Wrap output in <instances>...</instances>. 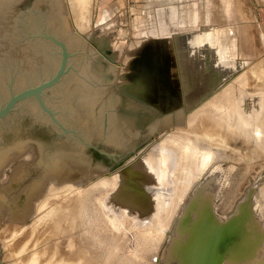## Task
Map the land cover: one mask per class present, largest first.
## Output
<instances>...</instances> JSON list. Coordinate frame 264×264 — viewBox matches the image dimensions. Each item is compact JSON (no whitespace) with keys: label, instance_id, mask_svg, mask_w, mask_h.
Instances as JSON below:
<instances>
[{"label":"water","instance_id":"95a60500","mask_svg":"<svg viewBox=\"0 0 264 264\" xmlns=\"http://www.w3.org/2000/svg\"><path fill=\"white\" fill-rule=\"evenodd\" d=\"M149 38L138 47L126 76L139 85V96L156 105L169 103L178 85L169 48L177 57L183 102L194 69L192 77L206 82L205 96L227 72L223 64H212L209 48L203 56L200 48L180 46L182 32L172 35L171 45L162 35ZM118 67L71 31L63 0H0V166L14 149L30 142L40 148V157L19 164L0 190L4 219L22 222L33 215L35 200L50 181L86 185L112 172L118 185L104 199L109 208L133 215L138 226L154 220L158 193L169 205L177 154L168 142L152 143L157 131L182 124V107L161 113L113 90ZM205 98L189 100V108ZM225 222L198 264L222 263L216 246L237 233Z\"/></svg>","mask_w":264,"mask_h":264},{"label":"rangeland","instance_id":"374dc122","mask_svg":"<svg viewBox=\"0 0 264 264\" xmlns=\"http://www.w3.org/2000/svg\"><path fill=\"white\" fill-rule=\"evenodd\" d=\"M231 1H233L234 3H237L238 11L242 13V15L237 14V16L232 15V16L227 17L225 13L228 7L225 5V0H63V3H64L66 14L70 22L71 31L77 32L78 34H80L92 46L94 44L91 42V40L93 39L94 35L98 37L99 36L108 37L109 43L111 42L109 49L117 48V45L119 43H122L124 45L123 54H120L118 57V53H117V56L114 57L115 59L113 58L114 61L108 60L106 56L104 55V53L100 50V48H98L96 45L93 46L106 60H108L110 63H115V64L117 63L116 65L119 66L115 80L112 84L113 90L119 92L122 95H126V97L127 96L133 97L135 100L141 98L144 100L146 104H148L149 106H151L154 110L158 112L164 113L172 109H176L179 107V105L181 106L182 104L181 107L183 109L185 108V110H186V106H188L187 109L189 110H186L188 112V113L186 112V114L188 115L190 111L193 110L194 108H197L200 103H197L196 106L189 108L190 101L186 100V102L185 101L183 102V98H182L183 92L179 85V83L181 84L182 77L180 74V70L177 67L178 66L176 62L177 57L173 51V48H169L170 57L173 58V61L175 62V64L173 63L174 66L170 68V72L171 74L176 73L175 76L172 74V77L174 79L173 83L176 81L175 84L177 85L178 83V85L175 89L171 90V92L169 93L173 96L172 100L167 104L163 102L168 106V109L164 108L163 103H160V104L158 103V105H156L150 102L152 101L151 99H147V98H144L138 95L137 85L135 83H132L127 78L126 75H128L129 72H131L132 70L130 68V62L137 55L138 52L136 51H138L139 48L135 49L134 54L130 53V51L126 49L137 47L138 45L136 43H138L139 40L141 41L142 39H144L143 33L145 32L150 33L149 34L150 36L152 33V30L155 32V33H152L153 35V34H157V32H159L160 29L166 28V26L173 25V24L180 25L181 24L180 18L184 16L185 13L188 12L186 11L187 7L190 8L193 5H195L196 12L197 11L199 12V13L197 12V15L199 18L198 20L202 21V23L201 21L200 22L198 21L196 29L199 30V29L204 28V31L207 32L205 30V28H207V29H211L210 33H213L212 28L219 29V30L221 28H226L227 33L230 35V37L227 38L226 40L228 42L227 48L221 45V47L224 49V50L222 49L224 53L221 56V58H219L220 59L219 65L223 64V67L225 68V70H227V72L219 76V78L222 80L220 79L217 80V86L213 88L212 91L209 92L210 94L207 93L208 95L205 96L206 92L203 91L199 94L197 93V95L193 97L192 99H196V98L203 99L205 97L207 98L210 97V95H212L215 90H217L218 88L221 89L222 86L226 85L227 83L232 82L231 81L232 79H234L239 74L241 75L246 70H247L246 72L248 74L250 73L249 75L252 76L250 77V79H248L249 81L247 80V83L245 84L244 88L246 89V94L249 95L248 93H250L249 96L253 97L254 95H259L261 92L264 93V81H263L264 80V73H263L264 72V0H231ZM78 7H81V9ZM183 8H185L186 10L184 11ZM209 9H210V13L212 12L210 14L211 19L207 21L205 18L206 21H204L203 17H205L206 15L205 13H207ZM171 10L174 12L175 16L169 15ZM78 15H81V16L78 17ZM242 25L243 27H245V25L248 26L249 31H250V39L248 36L243 37L245 34L242 29L243 27H241ZM198 30H193V29L192 30L190 29L180 30L179 29L180 32L183 31L182 33H185V34L194 33V32H197ZM240 30L242 31V33ZM180 32H175V34L180 33ZM172 35H174V33ZM172 35L165 36V41L169 45L172 44ZM153 38H156V36H154ZM147 39H150V38L147 37L146 40ZM231 40L233 42L229 44ZM247 47L251 48L254 52L246 53L244 51L245 49L243 48H247ZM227 50L229 51V53ZM202 52L204 56L205 55L204 50ZM179 66H181L182 68V64ZM259 68L261 69L260 73H258ZM189 70L190 71L193 70L192 67L191 69L189 68ZM194 70L191 76L189 77L191 83L193 82V80H195V82L191 84L192 86L190 87V89L196 86L194 85L195 83L198 84V80L196 79V77L195 78L192 77V76H195ZM258 75H260V77ZM219 85L220 86L222 85V86L220 87ZM201 87H203V90L206 89L205 84L202 85ZM187 90L188 88L186 89V91ZM176 98H178L177 99L178 102L176 101L177 103L173 102L174 100H176ZM179 98H181L182 100ZM207 98H205L203 101H205ZM206 109H210V108L206 107ZM207 116H208L207 117L208 119L211 118L209 117V115ZM263 116H264V110H263ZM261 117H262V114L254 122L249 124L251 131L257 127L256 124L261 125V127H264L263 126L264 123L261 124L262 123ZM185 118H186V115L183 116L182 123H184V120L186 121ZM218 126H220L221 128H225V130L227 129L230 132L231 136L228 137L227 142H225L226 140L222 138L220 139V141L218 140L217 142H215V145L220 146L219 148L221 150L219 151L221 155V160L216 159V161L222 163L224 167L223 170L221 168L223 175L225 174L227 170H229L231 165L233 169H231V172L229 173V181L228 183H226V184L232 185L231 187L232 191L228 193L229 195H226V197L224 193L220 195L224 197L225 201H223V197L222 199H220V196L217 197L215 211L218 213V216L220 217L221 222H225L230 218V216L232 215L234 216L235 211L237 210V207L239 206L241 201L248 199L253 209L257 207L256 208L257 210L255 209L256 216L259 217L260 220H264V216L262 215V213H260L262 212L260 211V207L264 206V204H262L264 201V195H263L264 194V149L259 148V146L257 145V139L255 137L254 139L251 136H250L251 138L247 137L245 141L243 139H238V140L234 139L232 136H239L238 134L240 133H233V132L231 133L228 127V124L223 119L219 121ZM167 129L168 128L162 129V131L164 130L163 132L165 133ZM253 133H254V130H253ZM187 135H191V134H187ZM259 136L262 137L264 136V134L261 133ZM231 140H236L237 142H239L237 143V146L240 145L241 148L236 146V151H229L231 150V148H233ZM171 141H177L176 147H174L173 142ZM171 141H163V142H168L171 145H173L176 151V154H177V162L170 171L174 179L173 191H175L177 182L181 183L183 179L186 177L187 173H189L190 171H192L193 175L198 174L202 170L204 165L206 163H209L212 156L210 155V152H207L204 150H198L195 147V145L191 142V140H189L188 138L185 139V142H180V139L175 136L173 137ZM209 144L212 145L210 141H209ZM14 150L11 151L12 153L10 152L11 154L9 153L11 155V158L5 159L6 161L5 160L3 161V163L6 162L4 164L5 166L2 163V166L0 169V180L2 179L1 180L2 182L0 181V190L11 180L16 170L15 167L13 169L11 166L17 165L16 163L18 162L19 159H21V156H25L29 152L34 153L31 160L28 159L27 162L25 163L34 162L40 157V148H39L38 143L36 142H30L25 147L21 148V150L20 149H17V150L14 149ZM240 151L243 154L248 152L249 156H247L246 159L244 160L238 159L235 153L237 152L239 153ZM231 152H232L231 157L230 156L223 157L224 154L227 153L229 155ZM245 162H249L250 164L249 163L246 164ZM248 164L249 166H247ZM9 166L11 168H9ZM2 176L3 178H5V180H3ZM6 176L10 178V179L8 178V181L6 179L7 178ZM105 176L107 175L103 173L100 176L93 179L92 181H90L89 183H93L94 181L95 182L99 181L100 177L103 178ZM215 178L216 177H214V179ZM220 182L223 183V180H222L221 175L219 174L218 178L214 180V182H213V179L210 181L209 190L210 191L212 190L211 192H214V194L216 195L220 194V190L217 189V185L220 184ZM106 185L107 186L103 184L102 180L98 182V187L95 188V190L91 193L92 194L90 197L91 202L89 203L90 210L93 211V214H94L95 212L98 211L99 207L101 206L102 209L113 211L112 212L114 214L113 218L117 219L120 222V224L114 225L115 220L111 218L112 216L111 217L102 216V219L99 217L92 216V219H93L92 222L94 223L96 229H99L105 224L108 235L118 239V242L121 244L120 249H119V255H120V258L123 259L122 264H158L159 262H160L159 264H164L165 258L167 257V254H168L167 246H169L167 242L168 235H166L165 230L170 226L171 228H173L172 226L175 221V217H177V215L179 214V208L177 209L176 213L172 217L170 224L166 226L165 229H161L160 227L154 226L155 224L159 223L158 217L154 218V220L151 222V223H154V225L147 224L146 226V224H142L138 226V223H137L136 225L132 227L133 220L126 219V221H121V218L117 215V210L109 208L104 199L105 195L117 185V180H114V183L111 182V187L109 186V184H106ZM108 188L109 190L105 194H102ZM190 190L187 192L188 194L185 197V199H189L187 197H189L188 195L191 193L193 189L191 191ZM50 192H51V189L49 188V183H48L46 191L43 193L41 197L48 195ZM96 196L98 197L97 202H95ZM157 197H158L157 211L159 210L161 213H163L166 210L165 208L166 206L163 203V193L162 192L158 193ZM170 201H172V197ZM254 203L257 205H255ZM71 205L72 203H70L69 206ZM219 207H222V209ZM0 212H1V209H0ZM29 217L30 216H28V218ZM88 217L90 216L87 215L86 217L88 220L87 226L89 228L90 227L89 224L91 220L89 221ZM225 217L227 218L225 219ZM28 218L24 219L23 221L28 220ZM10 222L11 223L14 222V223L11 224ZM16 223L15 221L4 219L2 216V213H0V228H1L0 229V264H23V261L25 260V258H27L26 257L27 252L29 251L32 252L34 249L35 251L39 249L41 250L45 248L46 246L51 251L53 250L55 243L56 245L60 244V247H63L60 250L62 252L59 251L57 254V257L60 258L61 255H66V251H67L68 244L70 241L67 240L68 238L65 237L64 235L54 233V229L52 228L51 221L47 223L39 221L37 222L36 227H34L32 230L31 228L30 230L28 229L30 227L28 223H31L29 221L24 223V225L27 226V228L25 229H23V226L20 227V225H17L18 227L17 228ZM121 225H124V226H121ZM85 226L83 227L79 226L77 232L73 235L76 238H81L79 236V232L82 233L85 230ZM147 227H153L154 231H156L155 233H158V230H160L161 232L165 234L164 235L165 238L159 236L158 234L157 235L148 234L149 230H147ZM3 229H6V231ZM146 230L148 231L147 234H146ZM25 231H27L28 234ZM139 231H143L144 233H140L138 235ZM30 232H31V235H30ZM22 234L23 236H21ZM26 235H28L27 238H26ZM9 236L13 238L12 240H15V241H12L13 244L11 243L10 245H8L9 241H7L10 239ZM90 237H92V235H90ZM64 238L67 240L66 242H64L65 241ZM19 241H20V244L17 245V242L19 243ZM154 241L156 242V244H159L157 248L155 247L156 249H153L152 246H147V243H152ZM109 242H110L109 239L106 238L105 241L103 242V246L101 247L102 248L101 250H103L104 248H108L110 246ZM62 243L65 244V246H63ZM210 244H212V242ZM16 246H17V249H15ZM23 247L25 248V250ZM28 248L30 249L28 250ZM129 254L133 255L136 259L131 260V258L127 256ZM154 256H157L158 258L157 261L153 260ZM228 256L227 258H225L222 264H236L234 260ZM228 259L231 261H228ZM98 260L99 258L91 257L89 259H86L85 261L86 263H90V264L92 263L98 264ZM170 261L172 262V264L177 263L176 258Z\"/></svg>","mask_w":264,"mask_h":264},{"label":"bare ground","instance_id":"6f19581e","mask_svg":"<svg viewBox=\"0 0 264 264\" xmlns=\"http://www.w3.org/2000/svg\"><path fill=\"white\" fill-rule=\"evenodd\" d=\"M75 4H76V2H75ZM82 5H84V4H82ZM225 5L228 7V9L226 10V13H225L227 15V17L232 16V15L237 16V14L242 15V13H240L238 11L237 3H234L231 0H225ZM236 7H237V9H236ZM76 8H75V10H76ZM78 8L81 9V7H78ZM183 10L185 11L186 9L183 8ZM169 11H170V9H169ZM186 11H188V12L185 13L184 16H182L180 18L181 25H183L184 28H186V29L196 30V28H197L196 25L198 24L199 18L197 15L198 11L196 12L195 5H193L190 8L187 7ZM203 11H204V9H203ZM170 13H172V14H170ZM170 13H169V15L175 16L174 12L172 10ZM211 13H210V9H209L207 11V13H205L206 15H205V17H203V20L204 21L210 20L211 19V15H210ZM79 16H81V15H78V17ZM205 18H206V20H205ZM201 23H202V21H201ZM210 23H208V24H210ZM166 27L167 28L160 29L159 32H157V34H153L152 36L153 37L154 36L159 37L161 35L162 36H170L173 33L175 34V32H180L179 30L170 31L169 26H166ZM241 27H243V25ZM177 28H179V27H177ZM212 29H213V33H210V29L205 28V30L207 32L204 31L200 35L199 34L182 35L184 37V41L180 44V46L187 45V46H189L188 48H197V46H199L201 52L203 50L206 51V48H209V51H210L209 56L212 58V64H215V66H218L220 64L219 58H221V56L224 53V51H222L223 48L221 47V45H223L225 48L228 47V42L226 40H227V38L230 37V35L227 33L226 28H221L220 30L215 29V28H212ZM242 29H243V32L245 34L243 37L248 36L250 39V31H249L248 26L245 25V27H243ZM241 33H242V31H241ZM149 37H151V36H149ZM146 38L142 39L141 41L143 42V40H146ZM92 40H91V42L93 44L97 45L98 48H100V50L104 53V55L106 56V58L108 60L114 61V59H115L114 57L117 56V53H118V57L120 54H123L124 45L122 43H119L117 45V48H115V49L110 48V53L107 54L106 49L109 48L110 43H111V42L109 43L108 37H105V36H99L98 37V36L94 35ZM232 42L233 41L231 40V42H229V44ZM114 45H115V43H114ZM244 45H246V44H244ZM252 45H253V43H252ZM243 49H245L244 51L246 53H251V52L253 53L254 52L251 48H248V47L243 48ZM134 52L135 51L130 52V53L134 54ZM228 53H229V51H228ZM113 64H115V63H113ZM260 70L261 69L259 68L258 73H260ZM246 71L244 73H242L241 75L240 74L237 75L234 79L231 80L232 82L227 83L224 86H222L223 85L222 84L221 89L218 88L217 90H215L213 92L212 95H210V97H208V98L206 97L207 99L205 101L201 102L197 108H194L193 110L190 109L191 111L188 115L186 114L187 111L185 110V108L184 109L182 108L183 116L186 115V118H185L186 121L184 120V123L177 125V126H174L172 128H168L165 131V133L163 132L164 130L163 131L162 130L157 131L158 137L154 139L155 141L152 143V145L158 146L160 142L171 141L173 139V137H175V136L180 139V142H185V139L188 138L189 140H191V142L195 145V147L198 150H204V151L210 152V155L212 156L209 163H206L204 165V167L202 168V170L198 174L193 175L192 171H190L189 173H187L186 177L183 179V181L181 183L177 182L176 189H175V191L172 192V195H171L172 201H170L169 205L167 207H165L166 208L165 212L161 213L159 210L156 211L155 218L158 217L159 223L155 224V225H154V223H151V222L147 223L149 225H154L156 227H160L161 229H165V227L170 224L172 217L174 216V214L176 213V211L180 207V205L183 206V209L179 212L177 217H175V221H174L173 226H172L173 228H171V226H170L165 230L166 235H168L167 242H168L169 246H167L168 247V254H167V257L165 258L164 264H172V262L170 260H173L174 258L177 259L176 264H198L200 256L205 253L208 245L211 243L210 242L211 239L214 237V235H216L218 233L219 227H221V219L218 216V213L215 211L216 199L218 196L222 195L223 193H224L225 197H226V195H229L228 193H230L232 191L231 185L229 186L228 184H226V182L225 183L220 182V184L217 185V189L220 190V194L216 195V194H214V192H211L212 190L211 191L209 190V188H210L209 184H210V181L212 179L214 182V180H216L218 178L219 174L222 177V170H223L222 166L223 165H222V163L216 161V159L221 160V155L219 156V153H217V150L218 151H221V150L219 148L220 146L215 145V142H217L218 140L220 141L221 138L226 140L225 142H227L228 137L231 135L227 129L225 130V128H221L220 126H218L219 121L221 119H223L228 124V127H229L231 133L232 132L233 133H240V134H238L239 136H232L234 139H236V140L243 139L245 141L247 137H249V138L252 137L253 139L255 137L257 139V145L259 146V148L264 149V136H262V137L259 136L261 133L264 134V127H261V125L256 124L257 127L253 129L254 133H253V130L251 131V129L249 127V124L254 122L259 116H261V114H262L263 118L261 117L262 123L261 122L260 123L261 124L264 123V116H263L264 93L261 92L259 95L253 94L254 95L253 97L249 96L250 93H248L249 95L246 94V89L244 88L245 84L247 83V80L250 79V77H252L249 75L250 73L248 74ZM256 72H257V70H256ZM258 76L260 77V75H258ZM220 80H222V79H220ZM263 81H262V83H263ZM193 82H195V80H193ZM219 82H221V81H219ZM205 83L206 82H205V80H203L202 77L200 79H198V84L195 83L194 85H196V86L192 87L191 89H190V87H191L190 86L188 88V90L186 91L185 100H191L193 97H195L197 95V93L199 94V93L205 91V90H203V87H201ZM136 85H137V92H138L140 87L138 84H136ZM245 94H246V96H245ZM124 96H126V95H124ZM127 97L138 102L139 104L149 106L141 98L135 100L133 97H130V96H127ZM171 100L172 99H170V101ZM253 101L255 102L256 107L252 106L255 110H252V112L250 114L249 109L251 108V104ZM261 104H262V106H261ZM181 106H182V104H181ZM149 107L151 108V106H149ZM179 107H180V105H179ZM206 107H209L211 110L206 109ZM172 110H174V109H172ZM187 110H189V109H187ZM244 110L248 111L247 114L244 112ZM256 111H258V112H256ZM161 113H163V112H161ZM207 115H209V117H211V118L208 119ZM187 134H191V135H187ZM236 140H231L233 148H231V150H229V151H236L237 143H239ZM209 141L212 143V145L209 144ZM171 142H173L174 147H176L177 141H171ZM237 147H240V145ZM20 150H21V148H20ZM10 154H8V155H10ZM33 154H34L33 152H29L25 156H21V159H19L20 161L18 160V162L16 163L17 165L14 164L15 166L12 165L11 167L13 169H14V167L17 168L16 166H18L19 163L20 164L25 163V162H27L28 159L31 160ZM231 154H232V152L229 155L226 153L223 155V157H225V156L231 157ZM235 155L240 160H244V159H246L247 156H249L248 152L243 154L241 151L239 153L238 152L235 153ZM8 158H11V155L5 159H8ZM5 163L6 162H4L3 165ZM245 163L247 164L249 162H245ZM249 164L247 166H249ZM1 166H2V164H1ZM1 166H0V169H1ZM11 167L9 166V168H11ZM221 168H222V170H221ZM231 169H233L232 165L228 170L229 173L231 172ZM201 174H203V176L201 177V179H198V177ZM9 176H11V175H9ZM6 177H7L6 179L8 181L9 177L8 176H6ZM101 177H100L99 181L102 180L103 184L105 186H107L106 184H109V186L111 187V182L114 183V180H117V185H118V177H117L116 172H112L103 178H101ZM214 177H216V178L214 179ZM2 178H3V176H2ZM3 180H5V178H3ZM99 181H96V182L94 181L93 183H87L86 185H84V187L82 184L75 183L72 181H64L60 184H56L54 181L49 182V188L51 189V192L48 195H46L44 197H39L38 199L35 200L34 214L31 215L29 218L27 217L28 220H25L22 222H17V223L15 221V223H16V227H17V225H20V227L23 226V229H25V228H27V226H25L24 223L29 221L31 223H28V225L30 226L28 229L30 230V228H31V230H32L34 227H36L37 222H39V221L45 222V223L51 221L52 228L54 229V233L64 235L65 237L68 238L67 240L70 241L68 244L66 255H61L60 258L57 257L58 252L63 247H60V244L56 245V243H55V246H54V248L52 247L53 250H51V251L46 246L45 248H43L41 250L39 249V250L35 251V249H34L32 252L29 251L30 253L27 252L26 253L27 258H25V260L23 261V264H90V263H86L85 260L89 259L91 257L99 258L98 264H122L123 259H121L120 255H119V249H120L121 244L118 242V239L108 235V233L106 231L107 228H106L105 224L102 227H100L99 229H96L94 223L92 222V220H93L92 216L99 217L101 219H102V216H104V217H106V216L111 217L112 216L111 218L114 217V214L112 213L113 211L102 209L101 206L99 207L98 211L95 212L94 214H93V211L90 210L89 203L91 202V199H90V197L92 195L91 193L95 190V188L98 187ZM117 185L115 187H117ZM109 188L105 192H103L102 194H105L109 190ZM189 190L191 191V193L188 195L189 197H187L189 199H185V197L188 194L187 192ZM222 197L223 196H220V199H222ZM97 198L98 197L96 196L95 202H97ZM254 200H256V199H254ZM223 201H225L224 197H223ZM260 201H262V200H260ZM70 203H72L71 206H69ZM255 203H256V201H255ZM262 204H264V201ZM67 205H68V207H67ZM255 205H257V204H255ZM219 208L222 209V207H219ZM255 209L252 208L250 201L248 199L247 200L245 199V200L241 201V203L237 207V210L235 211V214H237L236 216H238V217L235 220H227L225 222V224H231L232 226L237 227V233L234 236H231L227 240H225V238H222L223 239L222 245L216 246L217 251L219 253H223V255H224L223 261L229 255L228 257H231L236 264H264V220H260V218L256 216V210L257 209L256 210ZM115 210H117V215L121 218V221H126V219H132L133 220L132 221V223H133L132 227L137 224L135 217L131 214H128L125 209H115ZM260 211H262L260 213H262V215L264 216V206L260 207ZM235 214H234V216H235ZM87 215L90 216V217H88L89 221L91 220L90 224H89L90 225L89 228L87 226L88 225V223H87L88 220L86 218ZM232 216H230V218ZM227 217H225V219ZM114 220H115L114 225L120 224V222L117 219H114ZM13 223H11V224H13ZM147 224H146V226H147ZM79 226H82V227L85 226V230L82 233L79 232V236L81 238H76L73 234H75L77 232ZM121 226H124V225H121ZM86 228H88V229H86ZM3 230L6 231V229H3ZM147 230H149L148 227H147ZM147 230H146V234L148 232ZM168 230H169V233H167ZM22 231H24V230H22ZM27 231H25V232L27 233ZM155 232L156 231L149 230L148 234H150V235H157L158 234L159 236L165 238V236H164L165 234L163 232H161L160 230L158 231V233H155ZM178 232H179V234H178ZM140 233H144V232L139 231L138 235ZM30 235H31V232H30ZM90 235H92L93 238L90 237ZM18 236H20V235H18ZM21 236H23V234ZM27 237H28V235H26V238ZM59 238H61V237H59ZM106 238L109 239L110 246L108 248H104L103 250H101L102 249L101 247L103 246V242L105 241ZM12 239L13 238L10 237V239L7 240V241H9L8 245H10L11 243L13 244L12 241H15V240H12ZM21 239H23V238H21ZM67 240L65 239V241L64 240H62V241L66 242ZM20 241H19V243L17 242V245L20 244ZM13 246H15V245H13ZM63 246H65V244H63ZM15 249H17V246ZM29 249L30 248H28V250ZM6 250H8V249H6ZM10 250H12V249H10ZM24 250H25V248H24ZM28 250H26V251H28ZM60 252H62V251H60ZM63 252H65V251H63ZM17 256H18V254H17ZM127 256L129 258H131V260L136 259L133 255L129 254ZM19 257H21V256H19ZM154 258H155V256H154ZM153 260H155V259H153ZM157 260H158V258H157ZM157 260H155V261H157ZM223 261H222V263H223ZM228 261H231V260L228 259ZM92 264H94V263H92Z\"/></svg>","mask_w":264,"mask_h":264},{"label":"crops","instance_id":"0c3cea01","mask_svg":"<svg viewBox=\"0 0 264 264\" xmlns=\"http://www.w3.org/2000/svg\"><path fill=\"white\" fill-rule=\"evenodd\" d=\"M179 27V28H177V27ZM196 27H197V25H196ZM167 28V27H166ZM169 28H170V31H173V30H185L186 28H184V26L183 25H176V24H173V25H169ZM187 30V29H186ZM196 30H198V29H196ZM211 30V29H210ZM151 32V31H150ZM181 32H183V31H181ZM204 32V28L203 29H199L197 32H194V33H190L189 35H193V34H202ZM152 33H154V31L152 30ZM152 33H151V35L150 36H152ZM148 34V35H147ZM149 34L150 33H148V32H145V33H143V35H144V38H145V36L146 37H149ZM185 33H182V35H184ZM185 35H187V34H185ZM141 42L142 41H138V43H136L138 46L141 44ZM136 45V46H137ZM138 46L137 47H135V48H128V49H126V50H128V51H130V52H133V51H135V49L136 48H138ZM197 48H198V46H197Z\"/></svg>","mask_w":264,"mask_h":264},{"label":"flooded vegetation","instance_id":"af4514ba","mask_svg":"<svg viewBox=\"0 0 264 264\" xmlns=\"http://www.w3.org/2000/svg\"><path fill=\"white\" fill-rule=\"evenodd\" d=\"M251 106H253V107L255 106V107H256L254 101L252 102ZM253 107L249 109V111H250L249 113H250V114H251L252 110H255ZM244 112L247 114L248 111H245V110H244ZM256 112H258V111H256ZM217 153H219L218 150H217ZM219 156H220V153H219ZM218 160H219V159H218ZM222 168H224V167L222 166ZM226 172H227V173H226ZM226 172H225L224 175L222 174V180H223L224 183H225V182L228 183V181H229V172H228V170H227ZM228 185L230 186V184H228ZM231 187H232V185H231ZM182 209H183V206L179 207V212H180ZM148 229L154 231V228H153V227H148ZM158 231H159V230H158ZM158 245H159V244H156L155 241L152 242V243H147V246H152L153 249H156ZM155 247H156V248H155ZM159 263H160V262H159ZM159 263H158V264H159Z\"/></svg>","mask_w":264,"mask_h":264}]
</instances>
